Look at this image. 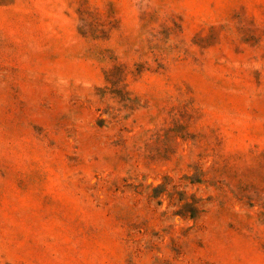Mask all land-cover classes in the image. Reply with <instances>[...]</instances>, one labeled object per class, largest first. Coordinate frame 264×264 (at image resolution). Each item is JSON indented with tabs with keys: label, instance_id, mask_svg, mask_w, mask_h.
<instances>
[{
	"label": "rangeland",
	"instance_id": "obj_1",
	"mask_svg": "<svg viewBox=\"0 0 264 264\" xmlns=\"http://www.w3.org/2000/svg\"><path fill=\"white\" fill-rule=\"evenodd\" d=\"M0 264H264V0H0Z\"/></svg>",
	"mask_w": 264,
	"mask_h": 264
}]
</instances>
